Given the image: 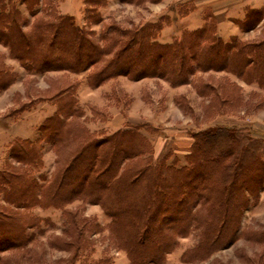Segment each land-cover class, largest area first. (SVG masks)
Wrapping results in <instances>:
<instances>
[{
    "label": "rangeland",
    "instance_id": "1",
    "mask_svg": "<svg viewBox=\"0 0 264 264\" xmlns=\"http://www.w3.org/2000/svg\"><path fill=\"white\" fill-rule=\"evenodd\" d=\"M13 1L26 21L23 25L25 31L35 21L46 17L45 8L29 9L23 0ZM97 1L100 4L97 9L101 21L92 23L86 22L84 0H50V3L57 12L70 13L78 26L92 32L91 36L95 40L100 31L109 25L133 29L145 23L161 21L162 26L156 28L154 36L157 41L167 43L179 38L183 30L202 25L205 18L214 21L216 26L221 19V15L213 14L211 0ZM213 1L217 6V0ZM197 7L201 9L195 10ZM262 9L260 15H250L247 22H243L244 16H236L239 14L236 9L233 22L225 27L218 25L216 30L223 40L234 36L235 41L254 46L260 53L255 56L254 50L251 51V60L248 58L250 69L241 76L224 69L208 68L196 70L187 82L182 83L173 84L165 77L152 75L139 79L117 75L91 87L86 78L101 67V61L78 72H33L10 57L8 47L0 43V63L17 74L16 80L0 91V169L4 167L6 156H9V144L16 137L35 138L39 133L38 125L44 117L55 111V94L70 83L75 88L74 94L81 113L68 121L84 127L96 138L135 128L149 139L150 153L144 156L150 159L152 182L144 183L146 180L143 182L140 179L138 183L149 184L151 191L158 184L155 177L159 161L165 166L176 168L189 166L186 155L194 141H200L201 132L206 129L233 128L240 131L238 135L241 138L264 142V82L260 83L258 79L259 76L263 77L264 72L257 67L262 62L259 67L264 68ZM209 23L213 29L211 21ZM78 139L69 138L67 146L59 144L60 149H57V145L43 144L40 165L35 172L39 175V183L45 182L47 185L50 177L53 179L62 171L64 158L68 156L70 148L75 147ZM138 159L141 165L146 162L140 161L141 157ZM7 160L17 165L12 158ZM246 171L252 179L258 174L255 165ZM239 184L244 187L243 183ZM238 185L236 188L239 190ZM78 187L79 184H76L72 190ZM216 195L211 193L213 197ZM243 195L246 202L238 214L237 223L222 233L212 253L196 258L192 251L201 241V232L213 222V216L208 214L209 203L203 204L201 201L195 212L197 219L205 222L196 226L189 221L191 215L183 222H178V229H182V232L173 233L176 244L158 264H264V183L261 186L251 185L250 190H244ZM181 196L184 197L179 194L175 199ZM171 197L173 200L174 196ZM153 203L154 199H151L148 210L154 209ZM0 205L3 207L0 208V214L6 217L23 212L22 208L17 209L2 200ZM165 208H168V212L165 211L166 219L173 220L174 215L178 216L175 207L162 206L161 211ZM30 211L39 218V224L26 228L25 237L16 231H2L0 234V264H90L101 259H107L108 264H131L120 242L125 229L106 212L101 202L77 196L58 208L35 205ZM146 221L141 219L138 227L142 229ZM149 230L151 235L157 228ZM17 237L24 238L22 244H17Z\"/></svg>",
    "mask_w": 264,
    "mask_h": 264
},
{
    "label": "trees",
    "instance_id": "2",
    "mask_svg": "<svg viewBox=\"0 0 264 264\" xmlns=\"http://www.w3.org/2000/svg\"><path fill=\"white\" fill-rule=\"evenodd\" d=\"M22 2L29 9L45 8L46 17L35 21L25 31L23 25L26 21L14 1L0 0V43L8 47L9 56L33 72H78L101 61V67L86 78L91 87L117 75L132 79L152 75L165 77L173 84L182 83L187 82L196 70L208 68L224 69L241 76L250 69L251 51L254 50L255 56L260 55L254 46L239 43L234 36L223 40L217 35L216 23L211 19L213 29L205 18L201 26L183 30L179 38L167 43L157 41L154 36L156 28L162 26L161 21L133 29L109 25L95 40L92 32L78 26L72 15L57 12L50 0ZM84 2L86 22L101 21L97 9L99 2ZM262 11L247 9L243 22H247L250 15L258 16ZM261 63L257 67L264 72V68L259 67ZM16 77L13 69L0 63V91L13 83ZM263 77L259 76L260 83L264 82ZM74 89L70 83L55 94V111L38 125L39 133L35 138L16 137L9 144V156L0 169V199L17 209L22 208L23 212H15L10 217L0 214V234L2 231H16L25 237L26 228L39 224V218L30 211L33 206L58 208L82 196L89 201L101 202L106 212L124 227L120 242L131 264H158L176 244L173 233L182 232L178 229V222H183L188 215L192 216L189 221L196 226L205 222L199 221L195 212L202 201L203 204L209 203L208 214L213 216V222L201 232V241L192 251L196 258L212 253L222 233L237 223L238 214L246 202L244 190L264 183V142L241 138L238 135L240 131L233 128L206 129L201 132L200 141H194L186 155L189 166L176 168L159 161L158 170H154L158 184L151 191L149 184L138 183L140 179L146 180L144 183L152 182L150 159L144 156L150 153L149 139L135 128L96 138L84 127L68 121L81 113ZM72 137L79 139L64 158L62 171L53 179L50 177L47 185L39 183V175L35 172L40 165L43 144L57 145L60 149L63 144L67 146L68 139ZM138 157H141L140 161L146 160V164H139ZM7 158H12L17 165ZM121 165H124L122 169ZM252 165L258 171L254 179L246 173ZM76 184L79 187L73 191ZM238 184L239 190L236 188ZM211 193L217 195L213 197ZM106 194L109 195L106 197ZM179 194L184 197L175 199ZM151 199L155 203L152 211L148 210ZM168 205L175 207L178 214L173 220L166 219L168 208L161 211L162 206ZM143 218L147 221L141 229L138 222ZM152 227L157 230L150 235ZM18 237L19 245L24 238ZM107 261L101 259L90 264H108Z\"/></svg>",
    "mask_w": 264,
    "mask_h": 264
},
{
    "label": "crops",
    "instance_id": "3",
    "mask_svg": "<svg viewBox=\"0 0 264 264\" xmlns=\"http://www.w3.org/2000/svg\"><path fill=\"white\" fill-rule=\"evenodd\" d=\"M213 4H210L212 6L213 14L214 15H221V19H219L217 21V28L218 25L220 26H226L227 24H229L230 22H233L232 17L236 18L235 15H233V12L238 9L239 14L236 16H244L247 9H262L264 8V0H217L215 2H217V6H215L214 1L211 0ZM219 8V9H216ZM201 8L197 7L195 8V10H200ZM232 10V12L230 13L229 11ZM67 13V12H65ZM220 13V14H219ZM70 14V13H69ZM201 26V25H200ZM236 26V25H235ZM199 27V26H197ZM194 27V28H197ZM193 28V29H194ZM14 136H20L19 134H14Z\"/></svg>",
    "mask_w": 264,
    "mask_h": 264
}]
</instances>
